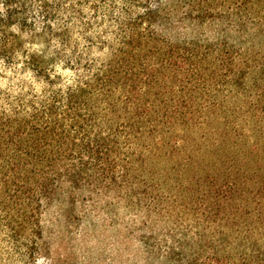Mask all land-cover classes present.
I'll return each instance as SVG.
<instances>
[{
  "label": "trees",
  "instance_id": "16d2710c",
  "mask_svg": "<svg viewBox=\"0 0 264 264\" xmlns=\"http://www.w3.org/2000/svg\"><path fill=\"white\" fill-rule=\"evenodd\" d=\"M56 201L143 264H264V0H0V264Z\"/></svg>",
  "mask_w": 264,
  "mask_h": 264
},
{
  "label": "rangeland",
  "instance_id": "374dc122",
  "mask_svg": "<svg viewBox=\"0 0 264 264\" xmlns=\"http://www.w3.org/2000/svg\"><path fill=\"white\" fill-rule=\"evenodd\" d=\"M31 49L43 51V41L31 45ZM63 204L56 201L42 214L43 247L39 264H121L119 258L122 264H143L129 242L118 247L122 229L111 224L108 217L96 216L83 225L78 217H67Z\"/></svg>",
  "mask_w": 264,
  "mask_h": 264
}]
</instances>
